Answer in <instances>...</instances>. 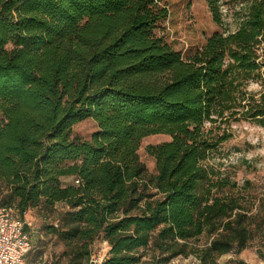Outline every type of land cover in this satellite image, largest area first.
Listing matches in <instances>:
<instances>
[{
    "label": "trees",
    "instance_id": "1",
    "mask_svg": "<svg viewBox=\"0 0 264 264\" xmlns=\"http://www.w3.org/2000/svg\"><path fill=\"white\" fill-rule=\"evenodd\" d=\"M206 3L223 26V0ZM240 4L237 29L184 58L156 33L163 0H0V208L25 220L66 205L48 227L65 247L55 264H90L100 236L102 264H138L147 249L151 264H219L264 247L254 183L209 163L234 123L264 127V0ZM85 120L90 140L73 133ZM153 135L171 140L148 146L151 175L138 151Z\"/></svg>",
    "mask_w": 264,
    "mask_h": 264
},
{
    "label": "rangeland",
    "instance_id": "2",
    "mask_svg": "<svg viewBox=\"0 0 264 264\" xmlns=\"http://www.w3.org/2000/svg\"><path fill=\"white\" fill-rule=\"evenodd\" d=\"M167 8L168 17L156 29L167 44L179 52L184 58L191 56L201 49L208 38L223 29L233 31L238 28L243 18L240 0H223L222 12L223 26H218L212 20L206 0H163ZM258 89L256 85L250 87ZM0 115V123L2 122ZM209 126V125H207ZM97 131V125L92 120H85L73 128L74 135L83 140H90ZM231 138L221 144L210 155L209 163L222 172L232 176L240 184L250 180L255 185L258 199L264 200V127L253 122L234 123L229 128ZM167 135H153L142 140L138 154L149 174H156L155 161L147 153L148 146L170 141ZM74 177H65L61 183L64 186L73 184ZM67 210L64 203H59L52 212L45 214L37 210L28 211L25 220L31 223L30 235L32 249L28 255V262L41 259L45 264H55L64 256L65 247L53 235L48 227L58 226L61 214ZM208 238L203 236L196 242L198 247H203ZM91 250L97 256L108 254L101 236L93 243ZM144 256L138 264H151V259L157 255L152 249L142 251ZM264 247L259 238L239 254L230 253L219 258V264H264ZM167 264H200L195 255L188 257L179 256Z\"/></svg>",
    "mask_w": 264,
    "mask_h": 264
},
{
    "label": "built area",
    "instance_id": "3",
    "mask_svg": "<svg viewBox=\"0 0 264 264\" xmlns=\"http://www.w3.org/2000/svg\"><path fill=\"white\" fill-rule=\"evenodd\" d=\"M75 184H79V180ZM26 226L30 227L31 223L22 220L16 209L0 208V264H45L39 260L28 262L32 242ZM104 245L110 249L106 242ZM107 256L91 252L90 264H102Z\"/></svg>",
    "mask_w": 264,
    "mask_h": 264
}]
</instances>
